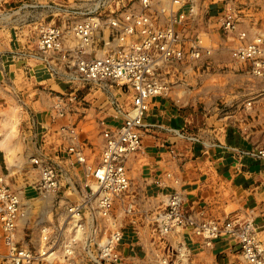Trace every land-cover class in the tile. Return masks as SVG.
<instances>
[{
  "label": "crops",
  "instance_id": "crops-1",
  "mask_svg": "<svg viewBox=\"0 0 264 264\" xmlns=\"http://www.w3.org/2000/svg\"><path fill=\"white\" fill-rule=\"evenodd\" d=\"M52 1L0 0V176H6L14 188H24L22 199L30 213L28 220L20 223L19 237L21 245L31 249L38 247L40 225L51 220L53 213L52 201L30 187L39 177L31 158L48 153L58 165V150H65L70 143L57 131L61 125L77 124L80 141L92 144L86 150L89 162L98 164L104 148L100 122L116 128L122 118L116 117L113 102H129L128 94L120 90L110 95H89L90 90L80 86L78 94L89 98L91 106L79 107L74 114L52 122L55 96L71 93L75 86L39 65L35 67L37 64L23 55L26 45L18 38L26 34L3 24L9 18L3 15L8 8ZM193 2L195 18H188L184 29L188 48L200 38L211 55L188 66L182 83L169 97L151 100L141 132L143 151L128 162L132 188L115 203L124 229L119 251L128 264H161L165 257L170 264L238 262V250L226 241L210 248L189 232L178 230L160 237L150 216L164 208L175 193L186 197L188 209H206L210 219H251L264 241V161L239 153L264 148V79L253 77L248 63L235 62L230 40L209 25L210 19L223 17L233 7L241 18L240 31L264 35V0ZM164 3L167 6L170 0ZM193 84L201 88L196 90ZM247 100L253 101L250 111L245 108ZM157 180L163 185H157ZM157 247L164 249L163 255ZM176 249H181L183 256Z\"/></svg>",
  "mask_w": 264,
  "mask_h": 264
},
{
  "label": "built area",
  "instance_id": "built-area-1",
  "mask_svg": "<svg viewBox=\"0 0 264 264\" xmlns=\"http://www.w3.org/2000/svg\"><path fill=\"white\" fill-rule=\"evenodd\" d=\"M80 1L65 10L62 24L41 28L33 56L43 71L64 80L69 77L75 84L71 93L55 96L52 122L91 106L89 98L78 94L80 86L88 88L89 95L120 90L128 94L129 102H113L116 117L122 118L116 128L100 122L104 148L98 164L89 162L86 150L92 144L80 141L77 124L61 125L57 131L70 143L55 157L67 167L54 165L48 153L31 158L39 177L30 187L53 203L52 219L40 225L35 249L21 245L19 237L20 223L30 213L22 199L24 188H14L0 176V264H128L119 251L124 229L115 203L132 188L128 162L143 151L141 132L151 100L169 97L182 83L184 70L211 55L200 38L188 48L184 36L187 19L196 15L194 0H170L167 6L164 0ZM240 22L238 11L231 7L223 17L210 19L209 25L230 40L235 62L248 63L250 74L264 79V35L240 31ZM245 108L252 110L253 101L247 100ZM171 153L176 157L174 150ZM239 153L264 161V148ZM127 212L130 215L132 209ZM150 218L160 237L178 230L210 248L226 241L239 252L233 264H264V241L249 218L210 219L206 209H188L181 193L171 195ZM168 261L164 258L162 264Z\"/></svg>",
  "mask_w": 264,
  "mask_h": 264
},
{
  "label": "rangeland",
  "instance_id": "rangeland-1",
  "mask_svg": "<svg viewBox=\"0 0 264 264\" xmlns=\"http://www.w3.org/2000/svg\"><path fill=\"white\" fill-rule=\"evenodd\" d=\"M74 3L75 2H73V0H54L52 2L40 5L36 3H27L25 5L20 4L16 7L4 10L3 15H5L6 17L9 16L8 19L3 21L5 28L10 27L14 32L24 33L27 35V37L26 35H19L18 38L26 45V48L24 50L25 53H23V55L29 58L32 64L38 63V60L34 59L33 56L37 55L36 46L38 37L40 36L41 28L44 26H50L52 23L56 25L62 24L64 22L63 16L66 15L65 10H67ZM114 8L115 7H112L111 10ZM70 23L72 22L70 21ZM34 66L36 67V65ZM65 79L66 80L63 79L61 81L64 82L68 80L69 86L72 84L73 86L75 85L74 83H71L69 81V77ZM51 84L54 85V82H51ZM192 87H196V90H199V88H201L199 85H194ZM55 88L57 92L60 91L59 88ZM124 93L127 95L126 92ZM20 188H22V186ZM29 197H32L31 193L29 194ZM36 206L39 207V204H37ZM159 241L161 242V240ZM157 250H160L162 255L164 254V249L157 247ZM166 259L169 260V257H167Z\"/></svg>",
  "mask_w": 264,
  "mask_h": 264
}]
</instances>
